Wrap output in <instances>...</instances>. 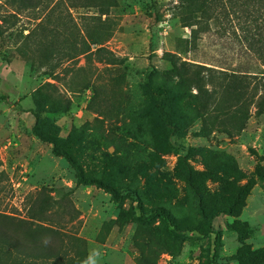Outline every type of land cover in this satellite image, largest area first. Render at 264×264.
I'll list each match as a JSON object with an SVG mask.
<instances>
[{"label": "rangeland", "instance_id": "374dc122", "mask_svg": "<svg viewBox=\"0 0 264 264\" xmlns=\"http://www.w3.org/2000/svg\"><path fill=\"white\" fill-rule=\"evenodd\" d=\"M224 1L207 20L193 14L201 19L194 38L179 0H112L105 45L114 57L99 63L70 48L82 15H101L99 6L0 0V228L59 247L66 264H84L93 249L98 264H214V235L144 219L133 198L146 216L165 206L180 225L219 207L229 211L213 220L222 234L217 263L264 264V7L248 14ZM167 53L217 69L204 70L211 99L172 77ZM151 72L154 87L182 94L181 135L155 117ZM36 130L122 197L80 181ZM8 215L58 232L41 227L31 237ZM10 252L0 248V264H48Z\"/></svg>", "mask_w": 264, "mask_h": 264}, {"label": "trees", "instance_id": "16d2710c", "mask_svg": "<svg viewBox=\"0 0 264 264\" xmlns=\"http://www.w3.org/2000/svg\"><path fill=\"white\" fill-rule=\"evenodd\" d=\"M92 1V2H89ZM112 0H84V5H91L94 3L96 6H99L101 9V15L91 16V15H82L83 22V34L79 39L72 42L70 45L71 49H78L80 54L89 56H95V59L99 63H109L113 57L114 52L110 50L105 42L112 35L113 23L109 17V8L113 5ZM180 8L185 11L187 16L184 18V26H189L192 29V34H195L201 25V19H198L193 14L197 12H202L206 20L212 15L213 12L219 11L221 8L226 9L227 2L224 0H179ZM231 7L236 9L241 6L246 11L248 9L249 13L250 8L248 6H258L257 10H260V7H264V0H229ZM72 5L77 6V2H72ZM103 15H106L103 17ZM73 26H70L71 31H73ZM167 55L170 56L168 60L172 64V77L186 78L198 89L207 99H211L213 91H210L206 86L207 75H205L204 70L217 71L216 68L207 66L205 63H198L190 61L187 59L181 60L178 62L176 54L170 53ZM175 57V58H174ZM220 73H223V70H218ZM211 74L209 77H212ZM145 89L149 94H155L153 101V111L158 122L162 126L163 130L169 135H181L186 129V123L182 114L179 113L178 101L182 97V94L179 91H176L172 88H167L163 85L153 86V72L148 76V81L145 84ZM36 134L42 139L53 143V153L55 155H64L66 156L72 165L76 167L79 172V179L83 183L92 184L95 183L100 187H103L106 191L110 192L115 197H122L121 192L109 184L108 182L103 181L97 177H88L86 176L84 170L81 168L77 160L72 157L70 154L65 152H60L57 147V144L54 140L47 139L40 131L36 130ZM131 197L130 194H127ZM137 205L142 210L141 217L147 220H153L157 217L164 218L169 226L175 232L182 233L184 231L198 232L202 235H214V264H218L216 261L217 251L221 244V230L217 229L213 225V220L221 213L228 212V209L211 207L203 214V220L199 224L193 225H180L174 216V214L165 206H156L150 213L146 216L143 213L144 207L142 201L139 197L133 198ZM8 218L16 220L18 226L25 228L28 235L34 237L36 233L43 227L44 229L51 230L52 232H58L54 227H49L41 223H33L31 219L27 218H17L16 216L8 215ZM6 247L7 251L13 250L19 256L23 257H35L41 259H47L48 264H66V261H62L59 258V247L47 243H38L27 242L20 239L13 232L9 231L7 228H0V248ZM9 248V250H8Z\"/></svg>", "mask_w": 264, "mask_h": 264}, {"label": "clouds", "instance_id": "9594fccd", "mask_svg": "<svg viewBox=\"0 0 264 264\" xmlns=\"http://www.w3.org/2000/svg\"><path fill=\"white\" fill-rule=\"evenodd\" d=\"M100 255L101 254L98 249L91 250L84 264H98V258L100 257Z\"/></svg>", "mask_w": 264, "mask_h": 264}]
</instances>
